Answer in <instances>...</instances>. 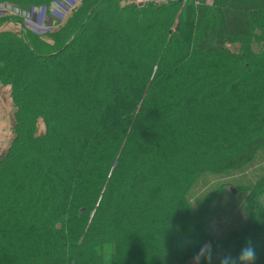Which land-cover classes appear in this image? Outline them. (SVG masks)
I'll list each match as a JSON object with an SVG mask.
<instances>
[{
  "label": "trees",
  "instance_id": "obj_1",
  "mask_svg": "<svg viewBox=\"0 0 264 264\" xmlns=\"http://www.w3.org/2000/svg\"><path fill=\"white\" fill-rule=\"evenodd\" d=\"M133 1L0 31V264H264V0Z\"/></svg>",
  "mask_w": 264,
  "mask_h": 264
},
{
  "label": "rangeland",
  "instance_id": "obj_2",
  "mask_svg": "<svg viewBox=\"0 0 264 264\" xmlns=\"http://www.w3.org/2000/svg\"><path fill=\"white\" fill-rule=\"evenodd\" d=\"M81 1L82 0H78V2L74 4V7L68 6V4H66L65 2L64 6L61 7L57 3L53 2L48 8H46V6L32 7L28 12L16 10V14L11 12V7L7 5L3 6L4 3H0V31H13V33H17L20 26V31L25 30L35 37L46 36L52 31L57 30L59 27L64 25V23H66L67 20L72 16L73 12L76 11V9L80 6ZM137 1L138 0H134L133 3ZM213 1L214 0H209L207 1V3L211 4ZM19 12H22L24 16H19ZM21 23H24L25 25L22 26ZM45 30L47 32L42 33ZM39 130L44 133V125L42 121H39ZM255 169L256 167H253V170ZM261 172L262 169L255 170V173L259 174ZM232 193H235V191L232 190ZM239 201L241 202L242 198ZM237 202L235 203L237 204V210H239L241 214L246 215V208L243 205L238 204ZM242 208L243 210H241ZM216 231L213 232L215 233Z\"/></svg>",
  "mask_w": 264,
  "mask_h": 264
},
{
  "label": "crops",
  "instance_id": "obj_3",
  "mask_svg": "<svg viewBox=\"0 0 264 264\" xmlns=\"http://www.w3.org/2000/svg\"><path fill=\"white\" fill-rule=\"evenodd\" d=\"M12 112H13V104L9 99V88L0 85V154L3 153L4 149L12 139V132L10 128L11 127L10 116ZM37 134L38 135L42 134V132L39 130V123L37 124ZM201 250L194 259L189 260L185 264H199L205 253V252L201 253Z\"/></svg>",
  "mask_w": 264,
  "mask_h": 264
},
{
  "label": "clouds",
  "instance_id": "obj_4",
  "mask_svg": "<svg viewBox=\"0 0 264 264\" xmlns=\"http://www.w3.org/2000/svg\"><path fill=\"white\" fill-rule=\"evenodd\" d=\"M207 252L208 258H211V248L205 245L201 253ZM256 256V252L253 246L246 244L241 248L237 257L233 258L230 255H226L221 259L220 264H253Z\"/></svg>",
  "mask_w": 264,
  "mask_h": 264
},
{
  "label": "built area",
  "instance_id": "obj_5",
  "mask_svg": "<svg viewBox=\"0 0 264 264\" xmlns=\"http://www.w3.org/2000/svg\"><path fill=\"white\" fill-rule=\"evenodd\" d=\"M196 3L197 2H200L201 0H194ZM64 2L66 3V4H68V6H70V7H74V4L76 3V2H78V0H60L59 2H55V3H57L59 6H61V7H63L64 6ZM138 2H140V3H147V2H153V3H155V4H160V3H164V2H166V0H138ZM135 3H137V2H135ZM65 8V7H64ZM9 10V9H8ZM11 12L12 13H14V14H16V10H14V9H11ZM19 16H24L23 15V13L22 12H19V14H18ZM14 16V15H13ZM28 19V18H27ZM27 19H25V20H27ZM21 25L23 26V25H25L24 23H21ZM47 31L45 30V31H43L42 33H46ZM48 32H51V31H48ZM43 35V34H42Z\"/></svg>",
  "mask_w": 264,
  "mask_h": 264
},
{
  "label": "bare ground",
  "instance_id": "obj_6",
  "mask_svg": "<svg viewBox=\"0 0 264 264\" xmlns=\"http://www.w3.org/2000/svg\"><path fill=\"white\" fill-rule=\"evenodd\" d=\"M142 4V3H141Z\"/></svg>",
  "mask_w": 264,
  "mask_h": 264
}]
</instances>
